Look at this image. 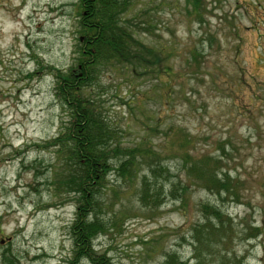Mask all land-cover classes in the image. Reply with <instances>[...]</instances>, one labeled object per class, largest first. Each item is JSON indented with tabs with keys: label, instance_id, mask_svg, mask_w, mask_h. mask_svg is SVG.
<instances>
[{
	"label": "rangeland",
	"instance_id": "obj_1",
	"mask_svg": "<svg viewBox=\"0 0 264 264\" xmlns=\"http://www.w3.org/2000/svg\"><path fill=\"white\" fill-rule=\"evenodd\" d=\"M75 3L0 0V264L5 255L13 264L73 260L75 202L52 195L47 181L61 162L47 143L66 121L53 69L75 63ZM132 4L123 21L135 25L145 46L170 52L174 76L123 67L101 73L92 92L117 140L159 150L183 133L192 138V156L224 162L230 179L242 183L241 194L236 202L190 186L184 205L175 203L168 186L181 188L186 178L174 157L165 162L171 178L163 181L159 203L144 207L133 185L111 173L108 184L121 194L104 193L109 228L93 249L113 264H264V0H200L195 8L192 0ZM170 127L176 131L168 138ZM202 205L232 219L224 237L205 247L193 239L206 222Z\"/></svg>",
	"mask_w": 264,
	"mask_h": 264
},
{
	"label": "trees",
	"instance_id": "obj_2",
	"mask_svg": "<svg viewBox=\"0 0 264 264\" xmlns=\"http://www.w3.org/2000/svg\"><path fill=\"white\" fill-rule=\"evenodd\" d=\"M132 1L76 0L79 38L75 63L66 71L53 69L55 96L66 121L47 143L56 148L61 162L57 172L51 171L47 182L54 189L53 196L66 194L75 202V217L70 225L73 260L68 264L81 259L91 264H113L106 254L96 252L92 246V242L109 228L102 212L106 214L111 209L104 197L111 188L108 184L111 173L133 185L134 195L144 207L159 203L163 183L171 178L170 167L165 162L174 157L179 160L186 178V184L183 183L181 188L175 183L168 186V197L175 203L184 205L190 186L219 196L223 194L236 202L241 194L242 183L230 179L224 170V162L212 154L192 156L189 150L193 145L192 138L181 131L177 143L169 146L166 140L159 150L149 146L125 147L117 140L116 130L92 92L100 87L101 73L106 68L123 67L135 73L140 70L138 75L174 76L173 67L167 64L170 52L145 46L134 36L135 25L123 21L122 16L131 10ZM192 2L195 8L200 0ZM190 55L193 60L198 56L196 52ZM175 131L170 127L168 138ZM219 150H224L223 144ZM111 190L113 196H120L117 187ZM201 209L206 222L193 239L205 247L224 237L232 219L216 206L202 205ZM5 256L6 264H13L8 255Z\"/></svg>",
	"mask_w": 264,
	"mask_h": 264
}]
</instances>
